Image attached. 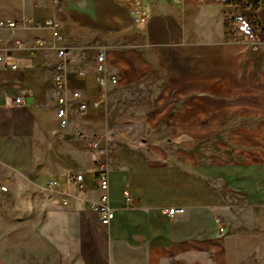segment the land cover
Masks as SVG:
<instances>
[{
	"label": "crops",
	"instance_id": "crops-1",
	"mask_svg": "<svg viewBox=\"0 0 264 264\" xmlns=\"http://www.w3.org/2000/svg\"><path fill=\"white\" fill-rule=\"evenodd\" d=\"M28 8L26 31L0 29V264L17 234L28 251L42 250V264H264V4L30 0ZM138 10L145 23L134 20ZM226 17L256 18L258 33L229 39ZM55 46L69 50L64 129ZM98 53L116 83L98 84ZM46 98L55 102L50 128L39 122ZM101 111L108 129L98 157L87 141L103 134ZM100 164L114 208L107 225L91 208ZM171 207L184 211L170 215Z\"/></svg>",
	"mask_w": 264,
	"mask_h": 264
},
{
	"label": "built area",
	"instance_id": "built-area-1",
	"mask_svg": "<svg viewBox=\"0 0 264 264\" xmlns=\"http://www.w3.org/2000/svg\"><path fill=\"white\" fill-rule=\"evenodd\" d=\"M134 20L136 22H146L148 20V15L141 10H138L134 14ZM46 24L50 29L52 39L54 41L60 39V33H59V24L54 21L53 19H47ZM20 27V24L8 19H0V29L7 28L12 33ZM246 30H250V26L244 22L243 26ZM253 32V31H252ZM43 40L38 38L36 40V43L38 45L43 44ZM15 43L20 46L19 40H15ZM56 48V54L59 58V61L56 65V72L53 77V91L56 98V118L58 119V122L61 127H66L68 125V113H69V94L67 92V88L65 85V60L69 55V50L65 46H55ZM4 60V53L0 52V61ZM106 66L105 62V56L103 53H98L96 56V66L95 70L97 72V82L100 86H105L108 82L116 83L115 76H106L104 73ZM11 69H16L15 64L10 65ZM79 76H83V72H79ZM71 98L78 100L80 98V93L77 91H73L70 93ZM16 102H20V98L15 99ZM77 107L79 111H85L88 108V105L85 102H81L78 100ZM91 146H96L95 144ZM72 179L76 184L79 186L80 189H83V183H82V175L81 174H74L72 176ZM97 187L99 190V195L96 200H93L91 202V208L96 212L99 221L107 225L110 220L112 219L114 215V208L109 203V193H108V175L107 170L105 168L104 164H100V169L98 170L97 176ZM56 185V181L51 179L48 181V186H54ZM0 190L4 191L6 190L5 186L0 185ZM124 196L126 200L129 199V191L124 190ZM65 203V202H64ZM184 211L183 207H171L166 210V212L170 215L176 214V213H182ZM217 222L220 225V230L222 229L221 225L223 224V219L217 218Z\"/></svg>",
	"mask_w": 264,
	"mask_h": 264
},
{
	"label": "rangeland",
	"instance_id": "rangeland-1",
	"mask_svg": "<svg viewBox=\"0 0 264 264\" xmlns=\"http://www.w3.org/2000/svg\"><path fill=\"white\" fill-rule=\"evenodd\" d=\"M29 1L30 0H0V18L13 20L19 23L20 27L18 28V30H16L18 32L17 33L18 35H20L22 31H26L28 28L29 18L28 15L26 14L29 11L28 8ZM260 3L264 4V0H262ZM17 8H19L17 12L23 13V15L19 17L18 16L14 17L13 16L15 15L14 10ZM244 22L250 26V30L253 31L254 36H256V34L258 33L257 32L258 23L256 18L251 17L249 19L244 20ZM2 36L5 35H3L0 32V38ZM6 43L4 42V44ZM6 46H11V43L6 44ZM94 107H99V106L95 104ZM39 119H40L39 122L43 125L44 128H50V126H52L51 124L53 120H56L54 98L43 99L42 104L39 106ZM99 119H100L99 129L100 132H103V134L98 136L97 138H93V139L88 138L87 146L88 148H90V150L95 151L98 154V157H102L104 156L106 150L104 141H106L107 139L105 133L106 130L108 129L107 119L104 111L100 112ZM89 122L90 121L88 120V121H83L82 123L85 125V124H89ZM57 124L58 127L64 129L63 127L60 126L59 122H57ZM92 144L93 145L95 144L96 146L95 147L91 146ZM17 235L19 236L17 240H15V242L16 244L19 243L18 246H15L12 249L11 248L4 249V260L6 261L5 263L6 264H42L43 261L42 250L38 248H34V250H32L31 252L30 250L28 251L26 249V244H27L26 234H17ZM35 241H36L35 244L37 245L38 239H35ZM240 264H253V263L250 261V259L245 258Z\"/></svg>",
	"mask_w": 264,
	"mask_h": 264
},
{
	"label": "trees",
	"instance_id": "trees-1",
	"mask_svg": "<svg viewBox=\"0 0 264 264\" xmlns=\"http://www.w3.org/2000/svg\"><path fill=\"white\" fill-rule=\"evenodd\" d=\"M223 4H238L243 7L257 8L262 0H212ZM244 20L242 18H228L224 20L226 36L229 39H251L254 34L251 30H246L242 27Z\"/></svg>",
	"mask_w": 264,
	"mask_h": 264
},
{
	"label": "bare ground",
	"instance_id": "bare-ground-1",
	"mask_svg": "<svg viewBox=\"0 0 264 264\" xmlns=\"http://www.w3.org/2000/svg\"><path fill=\"white\" fill-rule=\"evenodd\" d=\"M50 187H52V186H50Z\"/></svg>",
	"mask_w": 264,
	"mask_h": 264
}]
</instances>
